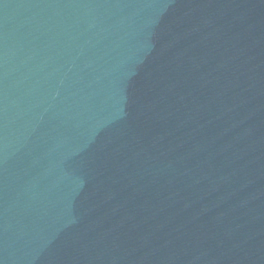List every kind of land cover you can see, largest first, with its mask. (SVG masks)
I'll use <instances>...</instances> for the list:
<instances>
[{"label":"water","instance_id":"95a60500","mask_svg":"<svg viewBox=\"0 0 264 264\" xmlns=\"http://www.w3.org/2000/svg\"><path fill=\"white\" fill-rule=\"evenodd\" d=\"M0 264H264V0H0Z\"/></svg>","mask_w":264,"mask_h":264}]
</instances>
